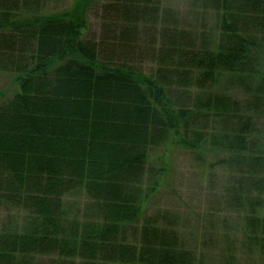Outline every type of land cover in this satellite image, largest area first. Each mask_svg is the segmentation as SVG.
<instances>
[{
    "label": "trees",
    "instance_id": "trees-1",
    "mask_svg": "<svg viewBox=\"0 0 264 264\" xmlns=\"http://www.w3.org/2000/svg\"><path fill=\"white\" fill-rule=\"evenodd\" d=\"M198 2L211 31L160 0H0V72L18 83L0 93V208L15 216L0 264H199L172 213L145 214L166 143L215 155L264 264V0Z\"/></svg>",
    "mask_w": 264,
    "mask_h": 264
},
{
    "label": "rangeland",
    "instance_id": "rangeland-1",
    "mask_svg": "<svg viewBox=\"0 0 264 264\" xmlns=\"http://www.w3.org/2000/svg\"><path fill=\"white\" fill-rule=\"evenodd\" d=\"M160 1L176 11L186 26L200 27L205 24L208 30L213 29L212 18L207 19L203 15L198 0ZM73 2L50 0L47 5L49 9L58 11ZM102 3L89 8L85 29L87 37L98 38L101 35L98 6ZM141 65L150 67L146 61ZM14 78V73L0 72V93L18 91ZM229 82L223 80L219 89H227L229 93L240 96L241 90L228 88ZM149 162L154 171L161 169V172L156 180H152L156 181L155 190L144 205L145 214L172 213L181 240L186 247L194 250L199 264H262L256 250L245 239L243 214L229 193L232 178L222 167L215 165V155L200 154L174 143H166L151 153ZM65 200L70 218L84 214L86 196L83 193L73 194ZM14 217L11 210L0 208V229L8 222H14Z\"/></svg>",
    "mask_w": 264,
    "mask_h": 264
}]
</instances>
